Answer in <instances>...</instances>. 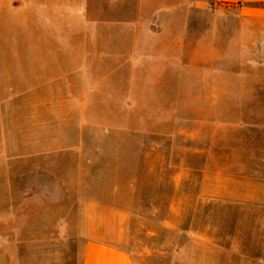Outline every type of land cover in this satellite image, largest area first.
Wrapping results in <instances>:
<instances>
[{
    "label": "rangeland",
    "instance_id": "374dc122",
    "mask_svg": "<svg viewBox=\"0 0 264 264\" xmlns=\"http://www.w3.org/2000/svg\"><path fill=\"white\" fill-rule=\"evenodd\" d=\"M165 1L188 3L165 11L164 24L173 30L186 16L189 58L214 46L219 65L245 72L259 88L252 98L264 99V21L212 0ZM82 6L0 0V264H80L87 240L144 264H264V207L198 201L189 185L181 202L180 159H193L180 154L178 123L156 121L162 108L149 104L147 75L132 111L121 104L132 67L115 55L92 58L89 102L75 105L83 43L70 38L80 32ZM99 13L115 11H92ZM88 44L94 53L97 43Z\"/></svg>",
    "mask_w": 264,
    "mask_h": 264
},
{
    "label": "crops",
    "instance_id": "0c3cea01",
    "mask_svg": "<svg viewBox=\"0 0 264 264\" xmlns=\"http://www.w3.org/2000/svg\"><path fill=\"white\" fill-rule=\"evenodd\" d=\"M197 3L204 4V0ZM187 4L185 1L173 5L165 0H83L80 32L70 38L83 43L75 51L82 59L75 72L81 75L84 85L75 105L84 108L89 102L92 87L86 80L92 68L90 59L115 55L122 60V66L132 67L129 92L121 104L132 107V111L140 106L139 92L143 88L139 78L147 75L149 104L162 108V119L156 121L178 123L180 154L193 159V162L185 161L184 156L180 159L181 202L184 187L189 185L195 187L193 195L198 201L222 206H244L250 202L264 207V137L261 138L264 115L257 114L264 107V99L252 98L251 94L259 88L257 84L251 86L245 72L219 65L220 52L214 46L203 55L198 51L189 58L187 42L191 35L186 16L179 19V27L173 30L164 24V16L171 13L165 11L187 9ZM208 4L216 8H238L241 14L249 16L246 18L264 21V0H212ZM149 9L155 13H143ZM93 10L115 13L98 15L92 14ZM147 17L149 20H145ZM91 42L97 43L94 53L88 44ZM246 82L250 89L245 87ZM172 90L174 97H166ZM172 105L178 108L165 109ZM246 107L258 110L248 111ZM85 112L82 110L81 114ZM237 150L246 157L243 154L238 158ZM80 256V264H144L126 250L99 240H87Z\"/></svg>",
    "mask_w": 264,
    "mask_h": 264
}]
</instances>
